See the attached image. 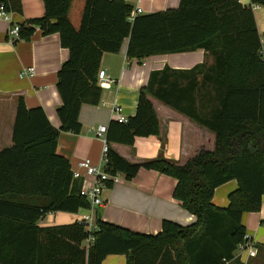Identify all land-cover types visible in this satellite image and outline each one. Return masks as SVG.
Segmentation results:
<instances>
[{"label": "trees", "instance_id": "obj_1", "mask_svg": "<svg viewBox=\"0 0 264 264\" xmlns=\"http://www.w3.org/2000/svg\"><path fill=\"white\" fill-rule=\"evenodd\" d=\"M264 6V0H252ZM45 14L21 25V39L37 28L58 33L69 58L58 71L62 99L55 127L41 106L18 98L13 144L0 150V263L102 264L124 254L127 264H222L246 234L245 212L259 211L264 197V55L251 8L237 0H181L178 8L130 18L125 0H86L81 26L69 19L72 0H43ZM21 12V0H0ZM146 57L206 49L212 61L190 69L166 66L151 72L140 91L135 115L112 120L108 141L133 145L138 136L158 135L160 123L149 98L156 97L215 134V147L202 148L186 163L164 157L130 162L110 147L108 170L134 178L144 167L177 179L174 196L196 216L190 225L165 219L161 231L146 234L104 222L97 209L95 240L86 247L88 224L43 226L58 211L90 209L69 159L58 152L61 132L79 133L82 105H97L103 89L99 71L104 52ZM232 179L237 189L226 207L213 202L216 188Z\"/></svg>", "mask_w": 264, "mask_h": 264}, {"label": "crops", "instance_id": "obj_2", "mask_svg": "<svg viewBox=\"0 0 264 264\" xmlns=\"http://www.w3.org/2000/svg\"><path fill=\"white\" fill-rule=\"evenodd\" d=\"M22 11H12V22L22 24L45 14L43 0H21ZM134 9L142 8V13L178 8L181 0H125ZM86 0H72L69 19L76 29L81 26ZM258 31L262 40L264 55V6L253 9ZM10 22L0 17V150L13 144V127L17 112L18 98L22 96L28 108L41 106L50 122L60 127L57 113L62 99L57 88L58 71L69 58L70 52L61 43L58 33L45 35L37 28L29 40L20 39L16 43L8 40ZM129 38H126L119 52H104L100 70H105L111 79L102 87V99L97 105L84 104L80 110L82 129L79 133L61 132L58 152L70 160L72 169L78 168L81 159L89 158L94 164L104 167L102 141L96 136V129L109 125L114 120L112 110L116 104L123 107L130 117L135 115L140 91L149 81L151 72L166 66L175 69H190L197 64L211 62V54L203 48L196 50L156 54L144 59L127 55ZM35 67L32 77H20L25 67ZM156 110L160 133L138 136L133 145L112 143L121 156L130 162H145L164 157L180 164L186 163L202 149L215 147V134L197 124L188 116L149 95ZM81 189L89 183L79 178ZM177 179L155 169L142 167L132 179L120 174V181L110 184L104 191V204L97 207L104 222H109L146 234L161 231L165 219L181 225H190L196 216L190 213L182 202L174 196ZM238 182L232 179L214 192L213 202L219 207L229 203L228 195L237 189ZM89 209L77 213L58 211L40 220L43 226L62 225L78 222ZM90 212V211H89ZM88 212V213H89ZM242 222L246 234L254 241L257 253L252 256L248 250L234 251V258L222 264H264V197L259 211L245 212ZM86 240V245H87ZM87 247V246H86ZM1 264V263H0ZM102 264H127L124 254H109Z\"/></svg>", "mask_w": 264, "mask_h": 264}, {"label": "built area", "instance_id": "obj_3", "mask_svg": "<svg viewBox=\"0 0 264 264\" xmlns=\"http://www.w3.org/2000/svg\"><path fill=\"white\" fill-rule=\"evenodd\" d=\"M238 3L253 9L260 7V4L253 2L252 0H237ZM142 8L137 7L132 10L130 18L133 19L137 14L142 13ZM0 17L4 18L10 22V27L8 30V40L11 43H16L21 39L20 31L21 25L15 24L12 22L11 12L7 11L4 4H0ZM35 73V67H25L20 71V77H32ZM111 79L107 76L105 70L99 71V84L100 86H108ZM114 120L118 122L126 123L129 120V116L124 112V109L121 105L116 104L112 110ZM98 139L102 141V160L104 167L100 164H94L91 159L84 158L79 160L78 168L72 169L73 176L76 179L84 178L86 182L89 183L87 186L81 189V194L87 197L90 200L91 208L89 213L85 214L81 218V222L88 224L90 230V235L87 238V247L95 240L93 232H95L98 227L96 224L97 217V207H100L104 204V191L108 188L110 184L120 181V172L111 173L108 170L109 162V151L111 144L108 141V125L101 124L95 131ZM239 250H248L249 254L254 256L257 253V248L252 240V238L245 234L244 239L237 246Z\"/></svg>", "mask_w": 264, "mask_h": 264}, {"label": "water", "instance_id": "obj_4", "mask_svg": "<svg viewBox=\"0 0 264 264\" xmlns=\"http://www.w3.org/2000/svg\"><path fill=\"white\" fill-rule=\"evenodd\" d=\"M99 218H101V214H99Z\"/></svg>", "mask_w": 264, "mask_h": 264}, {"label": "rangeland", "instance_id": "obj_5", "mask_svg": "<svg viewBox=\"0 0 264 264\" xmlns=\"http://www.w3.org/2000/svg\"><path fill=\"white\" fill-rule=\"evenodd\" d=\"M89 211H87V213H88Z\"/></svg>", "mask_w": 264, "mask_h": 264}]
</instances>
